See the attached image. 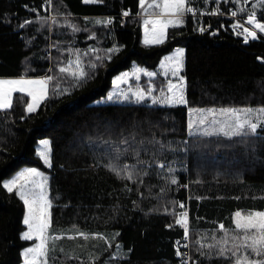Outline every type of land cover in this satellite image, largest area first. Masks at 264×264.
<instances>
[{"label": "trees", "instance_id": "obj_1", "mask_svg": "<svg viewBox=\"0 0 264 264\" xmlns=\"http://www.w3.org/2000/svg\"><path fill=\"white\" fill-rule=\"evenodd\" d=\"M218 2L220 13L209 14L217 0H194L190 6L197 13L186 14L182 26L170 27L164 43L149 45L139 0H0V77H54L49 97L35 113L26 111L30 97L20 93L14 94L12 108L0 110V264H22L23 249L35 242L21 238L26 206L16 190L9 193L3 187L23 166L49 174L53 231L88 232L91 248L85 247L81 256L55 252L57 264H89V254L99 257L96 264H179L182 210L189 211L198 264H232L208 245L224 235L220 224L230 230L229 238L238 234L231 231L237 210L264 211V133L190 137L188 109L264 106V36L246 42L232 28L236 18L231 12L245 7L237 12L244 21L257 0ZM124 11L129 15L123 16ZM256 13L264 20V8ZM39 17L51 19L44 23ZM109 17L111 25L95 23ZM26 20L31 23L20 28ZM201 26L208 29L200 32ZM114 47L119 51L109 53ZM178 47L185 49L187 105L97 103L116 74L134 63L156 69ZM77 55L88 73L80 86L59 71ZM58 88L67 92L60 95ZM45 138L50 140L51 167L37 154ZM136 151L148 165H137ZM212 155L215 159L201 169V157ZM110 162L137 165L138 178L121 179L106 167ZM169 167L175 171L169 173ZM231 169L236 173L226 171ZM115 233L112 247L93 236ZM117 243L125 250L120 257L115 256Z\"/></svg>", "mask_w": 264, "mask_h": 264}, {"label": "snow or ice", "instance_id": "obj_2", "mask_svg": "<svg viewBox=\"0 0 264 264\" xmlns=\"http://www.w3.org/2000/svg\"><path fill=\"white\" fill-rule=\"evenodd\" d=\"M51 4V0H46ZM103 0H84V3H102ZM239 2V0H237ZM194 0H139V6L144 15V42L145 44H162L167 38V31L170 27L177 28L185 23V15L197 13V9L190 5ZM256 8H264V0H257V3L251 10H247V21L254 26L253 28L243 27L239 21L232 25L234 29L243 27V32L237 34L244 35L247 42L250 38L257 39V30L259 33H264V20L257 18ZM245 12L246 8L241 7L237 11H232L233 17L237 16V12ZM220 13L219 2L217 0L216 9L209 14ZM129 11H124L123 16H128ZM264 15V13H262ZM44 23H47L48 17H39ZM87 19V18H85ZM53 22H55L53 20ZM31 21H24L19 25L20 28L25 27ZM95 23H106L111 25L113 18L109 17L106 20L97 19ZM74 31H78L75 25H72ZM200 32L206 31L204 27H199ZM95 51V50H94ZM119 51V48L114 47L108 49V52ZM109 60L111 56L107 57ZM97 59H100L97 57ZM161 68L165 77L171 75L176 79V83L169 80L167 83V90L160 89V95H154L155 88L152 90H145L144 88L133 89L131 86L127 90H119V93L112 92L107 96L108 101H112L113 97L117 100L130 101L133 100L136 104L151 100L152 105H169L179 106L187 105L188 100L185 95L186 78L181 75L185 66V49L176 48L174 53L170 56H165L161 62ZM96 67L95 64L92 65ZM61 73L70 74L75 80V86H80L81 83L87 79L88 73L85 72L82 61L77 55L75 62L69 60L67 65L60 67ZM145 73L148 77H154L155 72H148L142 68H136L134 73H123L116 77L113 81L114 84L120 85L129 80L130 75H134L136 80H140V73ZM53 76H45L38 79L28 78H15V79H0V109L8 110L13 106V94L20 93L21 95L27 94L31 98V102L26 105L28 113H35L40 107L41 102L48 98V85L53 81ZM59 94L63 95L67 89H59ZM190 118L187 123L188 133L190 137H225V138H246L257 137L264 133V106L259 107H221L217 108H189ZM195 113L196 118L192 119L191 114ZM23 119V117L21 118ZM44 148L40 151V156L43 158L44 163L51 167V148L49 140H42L40 142ZM124 145L128 144L127 140L122 142ZM141 144L143 141L140 142ZM152 143H160L159 141H152ZM187 144V142H184ZM160 147L165 146L160 143ZM127 149H124L126 151ZM188 151L187 147L183 149ZM115 159H120V149H116ZM137 157V165H148L147 161H140L139 151L135 153ZM137 165H119L110 162L106 165L112 172H114L121 179L133 180L137 176ZM160 168H164L163 163L159 164ZM169 173L175 170L171 167L168 168ZM147 173H139V175H146ZM142 182V181H141ZM171 183L176 184L177 180L173 176ZM3 187L9 192L16 190L19 198L23 201L27 208V213L24 216L23 223L27 226V230L21 234V238L25 241H38L32 246L24 248L23 261L24 264H57V258L52 254L57 251L56 242L59 236L50 233L52 228L51 208L52 202L49 199L47 189V177L39 172L36 168H27L21 171L14 178L3 182ZM130 190V189H129ZM142 195V194H141ZM135 203V202H134ZM181 207L183 205L181 204ZM184 229V237L188 238L189 235V222L188 213H181V217L177 220ZM234 229L231 231L238 233L229 238V229H226L223 224L219 225L220 230L224 235L215 244H209L208 248H216V255L227 258L232 264H264V211L250 210L247 213L237 210L233 214ZM171 227V225H169ZM78 236L88 239L89 237L83 232H77ZM114 235L118 236L119 233ZM99 239H107L102 234H93ZM75 239V237H71ZM215 239V237H213ZM197 243H200L197 241ZM177 249L176 255L183 257L180 251V241L176 242ZM229 244L231 245L229 247ZM187 247V245H183ZM108 247H112L109 243ZM120 248L119 245L116 246ZM203 248V245H201ZM62 252L63 249H60ZM130 251V250H129ZM119 254V253H118ZM203 254V253H201ZM98 256L89 254V264H96ZM190 257L182 258L181 264H187ZM211 259V255H209Z\"/></svg>", "mask_w": 264, "mask_h": 264}, {"label": "rangeland", "instance_id": "obj_3", "mask_svg": "<svg viewBox=\"0 0 264 264\" xmlns=\"http://www.w3.org/2000/svg\"><path fill=\"white\" fill-rule=\"evenodd\" d=\"M249 0H245V2L247 3ZM142 20H144V15L141 11V14H140ZM246 22L247 21V18L245 19ZM249 24V23H248ZM142 26H143V37H144V25H143V21H142ZM251 24H249V26H247L248 28H250ZM180 48V47H179ZM175 50H173L172 52L166 54L165 56H170L174 53ZM164 56V57H165ZM164 57L161 59L158 67L156 69H147L143 66H140V65H137V64H133V66L131 67V69H128V70H123L121 72H119L118 74H116L113 78V81L116 79V77L120 76L121 74L123 73H134L136 68H142V69H145L146 71L148 72H155L157 75L154 76V77H148L145 73H140V80H136L135 76L134 75H130L129 77V80L125 83H122L120 85H117V84H114L113 83V86L112 88L110 89V91L108 92V94L104 97H102L101 99H99L97 101V103H107V102H117V103H135L134 102V98L133 100H130V101H122V100H117L116 97H113V100L112 101H108L107 100V96L112 93V92H117V94L119 93V90L123 89V90H127L130 86L133 88V89H136V88H144L145 90H152V88L154 87L155 88V91H154V95H160V89L161 88H164L165 91L167 90V83L169 80H172L173 83H176V79L171 77V75H169L168 77H165L164 76V73H163V69L161 68V62L163 61ZM183 71V70H182ZM181 75H182V72H181ZM21 77H24V78H28V79H38V78H42V77H45V76H39V77H30V76H21ZM21 77H0V79H15V78H21ZM48 89L50 91V85H48ZM49 91H48V97H49ZM15 94V93H14ZM14 94H13V97H14ZM185 95H186V89H185ZM30 102H31V98H30ZM29 102V103H30ZM42 103V102H41ZM142 103H150L151 104V100L148 99L146 102H142ZM157 105H161V104H157ZM169 106V105H168ZM204 109H207V108H204ZM219 109V108H217ZM2 110V109H0ZM190 118V115H189V112H188V120ZM191 118L192 119H195L196 116H195V113L191 114ZM42 140H49L47 138L45 139H42ZM40 140L38 145H37V154L39 155V157L42 159V161L44 162L43 158L40 156V151L44 148V145H42L40 142L42 141ZM50 141V140H49ZM50 148H51V145H50ZM250 152V151H249ZM248 150H246L245 154H248L249 153ZM51 153H52V150H51ZM51 153H50V156H51ZM245 158V157H244ZM211 159H215V156L212 155L210 157V159H206L204 157H201V161L199 164V167L201 169H204L207 165H209V161ZM204 162V163H203ZM47 165V164H46ZM49 166V165H47ZM27 168H36V167H29V166H23L22 168H20L18 171H16L15 173H13L12 175H10L9 177H7L5 181L9 180V179H12L14 178L16 175H18V173H20L21 171L23 170H26ZM39 172L43 173L45 177H47V189H48V195H49V199L51 200V196H50V177H49V174L47 172H44L38 168H36ZM228 172H230L231 174L233 173H236L234 172L233 169L231 170H226ZM236 175V174H235ZM183 212H187L188 213V222H189V231H190V221H189V211L188 210H182V213ZM244 213H247V211H242ZM26 213H27V208H26ZM26 215V214H25ZM55 224L52 223V228L50 229V233L52 234H56L59 236V239L57 240L56 242V247H57V251L56 252H59V253H66V254H70V255H78V256H81L80 254H83L85 253L83 250L85 249V247H90L91 248V245H90V242H89V238L88 239H85L84 237H81V236H78L77 235V232L78 231H73V232H64L62 229H58V231H53V226ZM74 226V225H72ZM26 230H27V226H26ZM25 230V231H26ZM79 232H83L85 233V235H88V232L84 231V230H79ZM191 235V234H190ZM71 237H75V239H72ZM192 239V237H191ZM35 240V239H33ZM107 241L109 243H114L115 242V235H108L107 236ZM38 241L35 240L34 243H37ZM33 243V244H34ZM116 243V242H115ZM32 244V245H33ZM193 244V242H192ZM31 245V246H32ZM117 245L120 246L119 249H117L116 247V253H115V256H122L124 255V248L122 246L121 243H117ZM60 249H63V251L61 252ZM94 249H97V248H94ZM24 250V249H23ZM23 252V251H22ZM119 253V254H118ZM53 255V254H52ZM24 264V261L23 263Z\"/></svg>", "mask_w": 264, "mask_h": 264}, {"label": "built area", "instance_id": "obj_4", "mask_svg": "<svg viewBox=\"0 0 264 264\" xmlns=\"http://www.w3.org/2000/svg\"><path fill=\"white\" fill-rule=\"evenodd\" d=\"M233 11H235V10H233ZM235 18L239 21V23H244L237 16ZM246 25H248V22H246ZM250 28L254 29V26H251ZM207 29H208V27L206 28V30ZM233 30L235 31L236 34L238 33V31L236 29L233 28ZM257 35H258L257 39H260L262 36H264V33H259V31H257ZM178 241L181 242L180 248L182 249V254H183V257H181L179 259V264H181L182 258H184V257H190L191 258L190 260L187 261V264H198V260L196 258H194L193 255H192V241H191L190 235H188L187 239H185V237H184L182 240H178ZM185 244L187 245V247L183 246Z\"/></svg>", "mask_w": 264, "mask_h": 264}, {"label": "crops", "instance_id": "obj_5", "mask_svg": "<svg viewBox=\"0 0 264 264\" xmlns=\"http://www.w3.org/2000/svg\"><path fill=\"white\" fill-rule=\"evenodd\" d=\"M179 48V47H178ZM180 48H182V47H180Z\"/></svg>", "mask_w": 264, "mask_h": 264}]
</instances>
